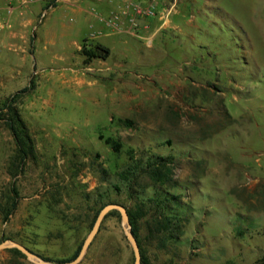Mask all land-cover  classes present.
<instances>
[{
  "label": "rangeland",
  "instance_id": "obj_1",
  "mask_svg": "<svg viewBox=\"0 0 264 264\" xmlns=\"http://www.w3.org/2000/svg\"><path fill=\"white\" fill-rule=\"evenodd\" d=\"M172 1L130 34L108 27L119 9L96 0H0V242L71 259L102 206L136 201L117 177L130 157H161L170 178L159 189L178 197L183 222L163 249L150 216L140 222L148 264L262 258L264 0H175L166 17ZM94 44L110 55L85 65L80 50ZM28 86L15 108L34 157L20 165L3 104ZM141 184L156 194L150 178ZM106 216L78 264H134L120 215ZM7 250L0 264H34Z\"/></svg>",
  "mask_w": 264,
  "mask_h": 264
},
{
  "label": "trees",
  "instance_id": "obj_2",
  "mask_svg": "<svg viewBox=\"0 0 264 264\" xmlns=\"http://www.w3.org/2000/svg\"><path fill=\"white\" fill-rule=\"evenodd\" d=\"M81 55L84 57L83 64L87 65L95 59L106 60L110 51L107 47L100 44H94L88 48H82L80 50ZM31 89L30 86L23 88L21 91L8 97L3 104L4 109L8 113V118L5 120L6 126L11 132V135L17 144L16 158L22 165L28 157H34V149L30 140L27 127L20 119L15 104L20 98L21 94L27 93ZM107 145H110L114 152H117L121 147L120 144L114 140L107 139L105 141ZM170 159L149 157L147 158L145 165H141L139 161L130 157V163L124 166L117 174L118 179L123 183L130 193L131 198H136L131 208H126L131 224V231L135 237L139 251H140V264H148V259L145 256L141 243H140V222L149 215V219L145 221L147 225V231L151 237H157V247L165 248L170 240H174L178 237L177 232L182 229L183 220L177 214L175 208L181 206L182 203L178 200L177 196L171 195L168 192L160 190L162 186H166L169 183L170 178ZM148 177L152 181L151 188L156 192L153 196L144 197L143 186L141 184L142 177ZM13 196H9L7 202L3 208L4 220L14 212L17 206V191L13 188ZM105 206V205H104ZM102 206L99 211L104 207ZM96 212L91 225L94 223L98 212ZM119 215L117 211H112L107 214ZM106 216V217H107ZM264 234V230H263ZM1 243V242H0ZM81 249V245L78 246L74 255L69 260H57L56 263H66L72 261L78 255ZM8 252L15 256L24 257L17 249H8ZM46 261H50L43 258ZM257 264H264V255L258 261Z\"/></svg>",
  "mask_w": 264,
  "mask_h": 264
},
{
  "label": "water",
  "instance_id": "obj_3",
  "mask_svg": "<svg viewBox=\"0 0 264 264\" xmlns=\"http://www.w3.org/2000/svg\"><path fill=\"white\" fill-rule=\"evenodd\" d=\"M117 211L120 215L121 226L126 234L128 241L130 242L133 253H134V264H140V251L135 237L131 231V224L129 222V217L127 214V210L123 205L117 203H109L105 205L97 214L92 229L90 230L88 236L85 238L81 249L72 261L67 263H53L50 261H46L43 258L37 256L35 253L27 249L25 246L15 242V241H3L0 243V250L4 249H17L22 255H24L29 261L34 264H78L82 258L84 257L89 245L97 234L100 225L105 218V216L111 211Z\"/></svg>",
  "mask_w": 264,
  "mask_h": 264
},
{
  "label": "built area",
  "instance_id": "obj_4",
  "mask_svg": "<svg viewBox=\"0 0 264 264\" xmlns=\"http://www.w3.org/2000/svg\"><path fill=\"white\" fill-rule=\"evenodd\" d=\"M159 4L160 0H147L145 3L128 2L118 12H113L112 17L104 22L113 30H119L123 26L124 20H126L128 22L126 33L131 34L138 29V21L140 19H147L156 15ZM174 4L175 0L162 10L163 13L165 12L164 16L167 17L171 13Z\"/></svg>",
  "mask_w": 264,
  "mask_h": 264
},
{
  "label": "crops",
  "instance_id": "obj_5",
  "mask_svg": "<svg viewBox=\"0 0 264 264\" xmlns=\"http://www.w3.org/2000/svg\"><path fill=\"white\" fill-rule=\"evenodd\" d=\"M147 0H96V2H98L100 4V6L102 7V10L104 11H111V9H115L118 8L120 9L121 7H123L124 5H126L128 2H138V3H145ZM164 2H162L161 4H163ZM80 9V8H79ZM114 11V10H113ZM112 14V12H111ZM125 24V26H124ZM123 29L122 30H116V31H121L122 33H126V28H128V22L126 20H124L123 23ZM138 26L139 28L137 29L138 31H141L144 29L143 23L141 21V19L138 21Z\"/></svg>",
  "mask_w": 264,
  "mask_h": 264
}]
</instances>
